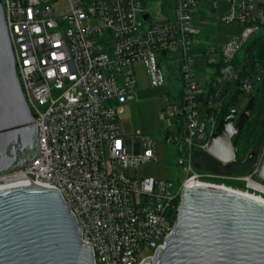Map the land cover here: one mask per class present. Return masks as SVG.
I'll return each instance as SVG.
<instances>
[{"label":"built area","instance_id":"obj_1","mask_svg":"<svg viewBox=\"0 0 264 264\" xmlns=\"http://www.w3.org/2000/svg\"><path fill=\"white\" fill-rule=\"evenodd\" d=\"M2 2L17 70L36 116L39 152L0 174V183L17 178L20 187L57 189L70 205L82 241L91 243L95 264L153 258L175 230L183 190L214 185L204 180L195 153L207 151L219 124L225 85L238 81L242 90L253 89L235 61L249 37L264 29V0H170L169 8L159 0L158 13L147 0ZM212 16L242 30L220 51V69L202 85L196 70L203 54L192 48L203 42L198 23ZM214 52L212 46L205 64H215ZM162 61L169 65L167 73ZM139 64L153 86L179 74L181 85L169 105L176 130L165 138L176 146L184 172L176 191L172 180L127 174L158 160L152 137L133 143L124 130V105L135 98ZM246 181L254 193L259 190L250 182L264 186L252 176Z\"/></svg>","mask_w":264,"mask_h":264},{"label":"water","instance_id":"obj_2","mask_svg":"<svg viewBox=\"0 0 264 264\" xmlns=\"http://www.w3.org/2000/svg\"><path fill=\"white\" fill-rule=\"evenodd\" d=\"M148 18V15H145ZM252 96L231 109L212 133L207 152L222 162L238 158L237 138L250 119ZM36 116L17 70L0 0V174L39 152ZM250 153V158L253 156ZM264 180V159L259 171ZM164 249L141 264H264V203L199 184L187 187ZM0 264H95L70 205L57 189L24 186L0 192Z\"/></svg>","mask_w":264,"mask_h":264},{"label":"rangeland","instance_id":"obj_3","mask_svg":"<svg viewBox=\"0 0 264 264\" xmlns=\"http://www.w3.org/2000/svg\"><path fill=\"white\" fill-rule=\"evenodd\" d=\"M147 6L153 13L159 12V0H147ZM200 13L194 15L196 20H200ZM198 26L203 30V42L194 44L192 51L203 54L198 62L202 63L197 67L196 78L202 85H206L212 80L220 61V51L236 34H240L242 26L215 20L213 16L208 22H200ZM206 32V33H205ZM254 40V36L249 37L244 44V48L237 56V63L242 64V56L245 47ZM216 47V52L210 56L214 58L215 64L207 65L206 56L209 55L211 47ZM163 62V61H162ZM164 69L167 73L169 65L164 61ZM138 85L134 100L124 105V130L132 135V142L142 141L144 136H150L156 141L155 155L158 160L152 159L139 166L138 169H128L130 176H153L157 179H169L174 182V191L178 190L184 179V172L179 164V153L176 146L166 142L165 138L170 132L176 130V119L169 116V105L175 101L173 93L175 88L181 85L179 78L171 74L166 83L160 86H153L146 74L143 65L137 66ZM234 88H238L234 85ZM248 100V94L242 93L239 97L237 107L241 112ZM243 105V106H242ZM144 147V146H143ZM253 156L249 158L251 152ZM264 159V145L261 147L257 143L252 145L247 151L241 154L236 160L222 162L209 154L201 155L197 161V168L203 173V178L207 182L214 184H225L236 190L245 191L248 189L246 178L252 176L253 179L264 184V180L259 177V171ZM249 191V190H248ZM250 192L253 190L250 189ZM264 195V194H263ZM261 195L262 197H264Z\"/></svg>","mask_w":264,"mask_h":264},{"label":"trees","instance_id":"obj_4","mask_svg":"<svg viewBox=\"0 0 264 264\" xmlns=\"http://www.w3.org/2000/svg\"><path fill=\"white\" fill-rule=\"evenodd\" d=\"M165 5L169 8L171 6L170 0H165ZM242 60V64H238L235 61V66L241 77H250L253 89L247 92L239 87L238 81L228 82L224 87L225 100L219 115L220 120L231 109L236 108L239 110L240 108L237 105L242 93L248 94V100L244 103L246 105L249 99L255 96L252 115L237 138L239 146L238 157L256 143L261 147L264 145V29L245 47ZM219 69L220 67L217 68L216 73ZM175 77L178 78L179 74L176 73ZM234 85H237L238 88H234ZM206 152V150L198 149L195 153V159L198 160ZM248 157L250 158V154Z\"/></svg>","mask_w":264,"mask_h":264},{"label":"bare ground","instance_id":"obj_5","mask_svg":"<svg viewBox=\"0 0 264 264\" xmlns=\"http://www.w3.org/2000/svg\"><path fill=\"white\" fill-rule=\"evenodd\" d=\"M20 185H22V183L20 182L19 179L17 178H13V179H8V180H5L4 182L0 183V192L1 191H4V190H8V189H12V188H19ZM214 186H218L220 188H224V189H227V190H231L233 192H236V193H239V194H242L244 196H247L249 198H252L254 200H257L261 203H264V197H262L261 195L264 194V186L256 183V182H250V187L252 189H255V190H259V192H261V194L259 192H250V190L248 191L245 190V191H240V190H236L234 188H231L225 184H214ZM264 196V195H263Z\"/></svg>","mask_w":264,"mask_h":264},{"label":"snow or ice","instance_id":"obj_6","mask_svg":"<svg viewBox=\"0 0 264 264\" xmlns=\"http://www.w3.org/2000/svg\"><path fill=\"white\" fill-rule=\"evenodd\" d=\"M117 147H120V144H119V142H117Z\"/></svg>","mask_w":264,"mask_h":264}]
</instances>
